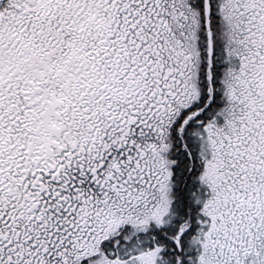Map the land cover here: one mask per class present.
<instances>
[{
    "label": "snow or ice",
    "instance_id": "obj_1",
    "mask_svg": "<svg viewBox=\"0 0 264 264\" xmlns=\"http://www.w3.org/2000/svg\"><path fill=\"white\" fill-rule=\"evenodd\" d=\"M0 264H264V0H0Z\"/></svg>",
    "mask_w": 264,
    "mask_h": 264
}]
</instances>
